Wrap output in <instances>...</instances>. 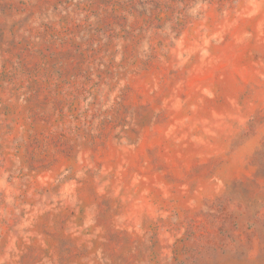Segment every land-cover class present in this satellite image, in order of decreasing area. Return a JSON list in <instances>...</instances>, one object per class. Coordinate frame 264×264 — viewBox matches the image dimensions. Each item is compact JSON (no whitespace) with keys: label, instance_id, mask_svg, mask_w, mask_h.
Segmentation results:
<instances>
[{"label":"rangeland","instance_id":"374dc122","mask_svg":"<svg viewBox=\"0 0 264 264\" xmlns=\"http://www.w3.org/2000/svg\"><path fill=\"white\" fill-rule=\"evenodd\" d=\"M0 264H264V0H0Z\"/></svg>","mask_w":264,"mask_h":264}]
</instances>
